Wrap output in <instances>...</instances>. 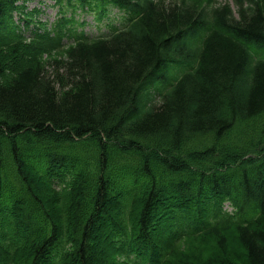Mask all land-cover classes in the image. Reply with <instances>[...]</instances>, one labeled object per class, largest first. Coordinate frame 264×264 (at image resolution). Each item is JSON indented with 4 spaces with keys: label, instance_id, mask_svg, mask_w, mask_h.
<instances>
[{
    "label": "trees",
    "instance_id": "1",
    "mask_svg": "<svg viewBox=\"0 0 264 264\" xmlns=\"http://www.w3.org/2000/svg\"><path fill=\"white\" fill-rule=\"evenodd\" d=\"M114 1L138 19L65 47L0 0V220L38 227L0 264H264V0Z\"/></svg>",
    "mask_w": 264,
    "mask_h": 264
},
{
    "label": "rangeland",
    "instance_id": "2",
    "mask_svg": "<svg viewBox=\"0 0 264 264\" xmlns=\"http://www.w3.org/2000/svg\"><path fill=\"white\" fill-rule=\"evenodd\" d=\"M187 1H191V0H187ZM201 1L209 2V3L215 2L214 3L215 5H219V4H224L228 0H201ZM54 3H55V0H47V20H48L49 23L54 21V19H57V18H59L61 16V14H59V13L56 15L57 10H58V6L55 5ZM230 3H231V5H233V2L231 0H230ZM32 8L33 9H38L40 7H39L37 2H34L32 4ZM66 9H67V7H66ZM93 16H94V13H90L89 16H88V20L91 21L94 18ZM35 17L40 19V20H42V21H44L45 15L41 14V12H39V13H36ZM86 29L92 34H97L98 32L105 30L106 27H102V29L99 30L96 27L95 24H88V25H86ZM10 132H12V131L10 130ZM28 135H30V134L26 133V136H28ZM22 138H23L22 135H20L18 139L14 140V142H13L14 145L19 144V140L22 139ZM43 142L45 143V142H47V140H44ZM10 149H11V146H9V152H10ZM9 152H8V156H9ZM33 163L35 165L34 169L32 167H29L28 169H27V167H25V170H26L27 174H29L30 176L34 177V181L37 184L42 185L45 188H47V186H48L49 189L53 193L54 191L51 189V185L47 181V178L42 176L43 172L38 167V165H39L38 160H33ZM93 164H94V161L93 162H89L87 164V166H86L87 169L92 170V167L94 168ZM6 166H7L8 175H9L10 179L12 181H14V183L16 182V188H15L16 189V194H20L23 197L22 199H25L28 196V194L26 193L25 189L21 186V184L17 181V176H16V173H15V167L10 164V159L9 158L6 159ZM12 169H13V171H12ZM116 179L118 180L117 177H116ZM14 183H12L11 185H13ZM72 198H76V197L72 196ZM225 206L227 207V209L232 208V206L229 203H226ZM1 214L3 215L4 213L1 212ZM169 215L171 216V214H169ZM35 216L36 215H33L32 218L36 219L38 224H39V222H41V219L38 218V217L35 218ZM6 217H7V224L6 225L4 223L0 224L1 226L4 225V226L0 227V233L4 232V230H5V232L7 234L4 235V237L11 238L13 243L10 244V245H7L6 244L7 241L1 239L0 240V248L4 250V252L6 254V258H7L8 253L3 248V245L5 247H7V249H12V248L15 247V248L18 249V251H20L23 246L30 245V243H28V233L30 232V233L34 234L38 227L35 230H30V231L27 228L24 229L23 227H20V229L19 228L18 229H13L14 228L13 222L10 221L11 219L7 215H6ZM61 220H64L63 217H62ZM8 229H9V231H8ZM96 229H98V228L96 227ZM165 235H166V233L163 232V230L161 228H159L158 231H155V240H157L158 243L161 244L163 242V239H164ZM188 245H189V239L184 240V241H182L179 244L178 249H181V251H183L184 249H186L188 247ZM26 249L28 251L27 247H26ZM9 258H11V256ZM27 259L28 260L24 261L25 263L22 262V264H30L31 263L30 262V260H31L30 257L27 258Z\"/></svg>",
    "mask_w": 264,
    "mask_h": 264
},
{
    "label": "bare ground",
    "instance_id": "3",
    "mask_svg": "<svg viewBox=\"0 0 264 264\" xmlns=\"http://www.w3.org/2000/svg\"><path fill=\"white\" fill-rule=\"evenodd\" d=\"M98 219H101L99 222H100V228H102L103 230H107L108 229V225L105 221H103V218H101L100 216L98 217ZM4 223L5 225L7 224V219H3L0 221V224ZM4 226V225H2ZM0 225V227H2Z\"/></svg>",
    "mask_w": 264,
    "mask_h": 264
}]
</instances>
